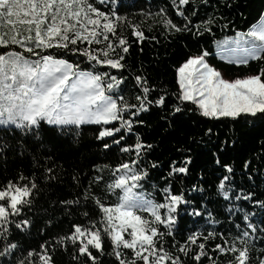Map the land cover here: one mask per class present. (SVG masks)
<instances>
[{
	"label": "trees",
	"instance_id": "obj_1",
	"mask_svg": "<svg viewBox=\"0 0 264 264\" xmlns=\"http://www.w3.org/2000/svg\"><path fill=\"white\" fill-rule=\"evenodd\" d=\"M91 2L101 10H113L108 0L103 4L100 0ZM117 7L119 15L126 18L123 34L128 38L129 50L121 53L124 56L121 61L124 68L111 69L97 65L96 69L102 68L111 75L123 76V82L114 89L116 97L138 104L135 97L142 93L135 77L140 75L147 79L150 86H154L149 93V100L155 101L164 96L165 102L162 105L152 103L146 111H141L138 119L142 123L134 122L131 130L122 131L119 135H123L124 140L120 144H111L109 141L111 150L104 149L95 138L100 127L95 124H83L78 129L72 127L63 132L42 124L39 135L35 129L25 132L14 125L0 126V185L9 180L16 181L20 176L35 181L37 185L33 205L21 217H28L32 221L31 226L19 232L13 225L12 240L19 247L14 255L0 257V261L16 264L17 259L26 257L28 250L41 252L40 245L45 244L51 257L50 264H91L84 257L74 261L72 257L77 253L72 245L69 243L64 248L56 243L55 238L69 234L74 223H85L84 212L90 213V219L98 218V207L91 198L84 199L85 188H89L105 204L118 202V194L107 192L106 185L110 183L111 169L118 162L136 158L134 152H121L120 148L134 145L137 138L144 145H151V148L145 147L140 154L139 167L148 173L140 189L146 194L145 198L161 202L162 189L167 187L173 194L182 195L188 201L178 206L172 235L167 234L168 229L163 225L159 226L160 231L165 233L162 242L166 250L179 256L181 264H212L213 261L226 264L227 260L232 259L230 254L214 251V245L222 243L220 234L232 239L245 230L240 208L250 213L249 221L256 227L254 233L247 229L254 245L252 256L258 253L264 255V208L252 200L238 201L234 195L243 190L245 195L251 192L256 200L264 201V118L259 115L256 118L236 119L202 116L191 102L180 103L177 100L179 88L175 73V69L189 56L205 50L211 55L219 41L235 36L238 32L244 34L257 24L261 20V13H264V0H189L183 8L191 22L190 30L181 32L166 31L160 23V9H164L167 17L177 25L186 23L184 17L176 15L172 0H118ZM209 20L210 24L204 23ZM129 24L138 26L145 38L137 42L131 36ZM208 27L211 31H204ZM10 28L7 26L4 31ZM197 29L201 34H196ZM110 38L116 39L111 35ZM13 49L20 50L15 45L8 48L0 46V52ZM46 51L57 58L68 59L70 63H79L82 69L93 67L79 54L63 50ZM60 52L63 54L60 55ZM261 69H264V58L251 60L247 67L241 68L235 75L243 77ZM175 106L181 111H173ZM124 118L128 119V116ZM111 123L120 126V121ZM186 157L191 158L186 173L176 172L170 176L173 167L185 165ZM173 161L176 163L173 164ZM225 165L233 171L228 173ZM225 175L229 176L232 185V199L227 202L218 190L219 181ZM96 176L102 177V182L95 181ZM69 199H79L80 203H60L61 200ZM193 209L203 215H192ZM142 214L147 216L146 213ZM197 230L204 235L209 231L217 233L206 241V255L200 261L192 258L191 250L188 255L179 251V245ZM109 252L111 244L105 237L100 264H118L114 256L108 255ZM131 255L130 250L122 252L124 258H130ZM34 259L39 264L38 257Z\"/></svg>",
	"mask_w": 264,
	"mask_h": 264
},
{
	"label": "snow or ice",
	"instance_id": "obj_2",
	"mask_svg": "<svg viewBox=\"0 0 264 264\" xmlns=\"http://www.w3.org/2000/svg\"><path fill=\"white\" fill-rule=\"evenodd\" d=\"M104 2L100 0L101 4ZM108 3L113 5V10H101L91 0H0V46L8 48L15 45L20 49L0 52V124L14 125L25 132L35 129L37 135L42 124L54 127L57 132L72 127L78 129L83 124H95L100 126L95 138L104 149L111 150L109 141L120 144L124 140L123 135H119L122 131L131 130L134 122L142 123L138 119L141 111H146L152 103L162 105L165 102L164 96L155 101L149 100L154 86H150L147 79L140 75L135 77L142 93L135 97L138 104L116 97L114 89L123 82V76L111 75L102 68L96 69L97 65L111 69L124 68L121 53L129 50L128 38L123 34L126 18L119 15L118 0H108ZM187 3L189 0H172L176 15L184 17L186 21L184 25H177L167 17L164 9H160V23L166 31L190 30L191 22L183 8ZM204 23L210 24L211 20ZM7 26L11 28L6 32L4 28ZM128 27L137 42L145 38L138 26L129 24ZM21 28L23 31H20ZM204 31L210 32L211 28ZM196 34H201L199 29ZM110 35L116 39L110 38ZM237 36L247 39L243 45L237 41L236 47L230 49L232 53H239L236 63L246 65L249 59L264 58V13L247 33L238 32ZM50 49L79 54L93 67L82 69L79 63H70L68 59L48 54L46 50ZM208 55L205 50L189 56L175 69L179 88L177 100L180 103L191 102L204 117L236 119L256 118L259 115L264 118V69L256 74L225 79L207 61ZM173 111L179 112L181 109L175 106ZM125 115L128 119L124 118ZM112 121H120V126L113 125ZM145 147L151 148V145H144L137 138L134 145L120 148L121 152H134L136 158L118 162L111 169L112 176L106 191L118 194L117 203L105 204L89 188H85L84 199L91 198L98 207V218L90 219V213L84 212L85 223H74L69 234L55 238L56 243L64 248L69 243L72 245L77 253L72 257L74 261L84 257L91 264H100L106 237L111 244L108 255L114 256L118 264H181L179 256L166 250L162 242L165 233L160 231L159 226L163 225L168 229L167 234L172 235L178 206L188 201L182 195L173 194L167 187L162 189L161 202L145 198L146 194L140 189L148 173L139 167L140 154ZM190 159L186 157L185 165L173 167L169 175L186 173ZM104 167L108 168L107 165ZM224 167L228 173L233 171L228 165ZM95 181L102 182V177L96 176ZM229 181V176L225 175L218 184L219 193L226 202L232 199ZM36 188L35 181L24 176L0 185V257L14 255L19 247L12 240L13 225L19 232L31 226L32 221L28 217H21L31 209ZM234 195L238 201L252 200L264 208V201L256 200L251 192L245 195L240 190ZM60 203L71 205L80 201L69 199ZM239 211L243 213L245 230L232 239L220 234L222 243H216L214 251L231 255L232 259L227 260L226 264H253V261L264 264V255L258 253L252 256L254 245L247 229L254 233L256 227L249 221L250 213L242 208ZM191 214L203 215L197 209H193ZM208 215L211 216V213ZM216 235L213 231L207 235L199 230L192 232L179 245V251L188 255L191 250L192 258L200 261L206 255V241ZM40 249L41 252L28 250L26 257L17 259L16 264H37L35 257H38L39 264H50L51 257L46 245L41 244ZM124 250L131 251L130 258L122 257ZM0 264L8 262L0 261ZM212 264H216V261Z\"/></svg>",
	"mask_w": 264,
	"mask_h": 264
},
{
	"label": "rangeland",
	"instance_id": "obj_3",
	"mask_svg": "<svg viewBox=\"0 0 264 264\" xmlns=\"http://www.w3.org/2000/svg\"><path fill=\"white\" fill-rule=\"evenodd\" d=\"M245 39H247V37H245V36L238 37L237 34L235 36L225 38V39L219 41L215 45L214 52L211 55H208V57L206 58L207 61L213 67H215L218 71L221 72L223 78H225V79L237 78V76L235 74H237V72L240 71L241 68L247 67L250 64V61L253 60V59H249V62L246 65L245 64H238L235 61H236L237 55H239V53H232L230 51L231 48L236 47L237 41H239L240 44L243 45V42ZM256 73H258V72L256 71V72H253L251 74H256ZM0 126H3V124H0Z\"/></svg>",
	"mask_w": 264,
	"mask_h": 264
},
{
	"label": "crops",
	"instance_id": "obj_4",
	"mask_svg": "<svg viewBox=\"0 0 264 264\" xmlns=\"http://www.w3.org/2000/svg\"><path fill=\"white\" fill-rule=\"evenodd\" d=\"M255 25V24H254ZM250 30V29H249ZM241 34H243V33H241Z\"/></svg>",
	"mask_w": 264,
	"mask_h": 264
}]
</instances>
